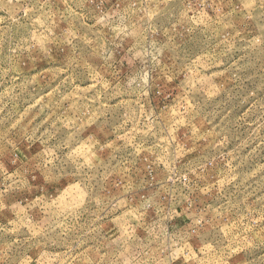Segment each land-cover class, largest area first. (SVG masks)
Wrapping results in <instances>:
<instances>
[{
    "label": "rangeland",
    "instance_id": "374dc122",
    "mask_svg": "<svg viewBox=\"0 0 264 264\" xmlns=\"http://www.w3.org/2000/svg\"><path fill=\"white\" fill-rule=\"evenodd\" d=\"M0 264H264V0H0Z\"/></svg>",
    "mask_w": 264,
    "mask_h": 264
}]
</instances>
